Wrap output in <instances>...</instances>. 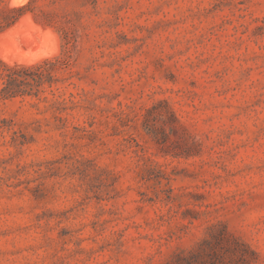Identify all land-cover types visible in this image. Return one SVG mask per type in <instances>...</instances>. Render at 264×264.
I'll use <instances>...</instances> for the list:
<instances>
[{
	"label": "rangeland",
	"instance_id": "1",
	"mask_svg": "<svg viewBox=\"0 0 264 264\" xmlns=\"http://www.w3.org/2000/svg\"><path fill=\"white\" fill-rule=\"evenodd\" d=\"M23 6L0 62L74 60L0 99V264H245L210 259L223 229L264 264V0H0V26ZM26 22L53 38L9 47Z\"/></svg>",
	"mask_w": 264,
	"mask_h": 264
},
{
	"label": "trees",
	"instance_id": "2",
	"mask_svg": "<svg viewBox=\"0 0 264 264\" xmlns=\"http://www.w3.org/2000/svg\"><path fill=\"white\" fill-rule=\"evenodd\" d=\"M25 7L26 6L11 8L9 11L12 14L4 19V25L0 26V30L13 25L23 14ZM65 41L66 46L63 48L59 56L43 60L38 64L30 66H8L0 62V99L26 95L37 97V94L42 87H52L57 83L63 82L65 78H60L57 75L68 70L74 60L73 49L70 47L71 39L66 37ZM53 104L54 103H51L50 105L52 106ZM53 107L56 108L58 112H64L66 110L65 107ZM149 112L150 110H148L147 114ZM59 120L63 121L61 117H59ZM203 244L208 248L207 253L211 256L210 259H213L214 257L215 259H218L220 257L218 256L219 250L225 251V253L236 257L239 261L245 264L250 262L248 252L253 256H257V254L248 246L240 243L238 239L224 229L221 231L220 235H214L212 241L205 240ZM239 246L243 247L245 251L238 249L237 247ZM196 254H190L188 256L189 258H185V263L179 264H193V261H191L190 258L201 256L200 253L199 255ZM217 256L218 258H216Z\"/></svg>",
	"mask_w": 264,
	"mask_h": 264
},
{
	"label": "bare ground",
	"instance_id": "3",
	"mask_svg": "<svg viewBox=\"0 0 264 264\" xmlns=\"http://www.w3.org/2000/svg\"><path fill=\"white\" fill-rule=\"evenodd\" d=\"M23 23H24V20H23ZM21 26H23V25H21ZM21 26H19V27H21ZM26 28H24V30L26 29V32H25V34H21V33H19V31H21V30H18V28L16 29V30H14V28H13V30H10V31H8L7 33H5L4 34V37H8L9 39H10V42H9V47H15V49L18 51V49H17V47L16 46H19V44L17 43L18 42V40H28V38L27 37H30L29 39H31V41H32V36L34 35H39V36H41V37H44V38H49V39H52L53 38V34L51 33V32H45V31H40L39 29H37L36 27H34V24L32 25L31 23H27L26 22ZM18 30V31H17ZM22 32V31H21ZM24 33V32H23ZM20 34V35H19ZM27 38V39H26ZM23 42V41H22ZM29 42V41H28ZM34 42V41H33ZM6 43H7V41H6ZM21 43V42H20ZM25 44V43H24ZM21 45V44H20ZM37 45V44H36ZM26 46V45H25ZM1 47V46H0ZM6 47H8V44H6ZM22 48V47H21ZM20 48V49H21ZM8 49H10V48H8ZM14 49V50H15ZM13 50V51H14ZM8 51H10V50H7V52ZM6 53V52H5ZM9 54V53H8ZM7 54V55H8ZM11 54V53H10ZM2 55H4V54H2ZM47 55V54H46ZM9 56V55H8ZM48 56V55H47ZM3 57H5V55L3 56ZM10 57V56H9ZM6 58V57H5ZM20 58H22V57H20ZM26 60H27V58H25ZM35 59H36V57H35ZM35 59H30L31 61H34ZM6 61H7V59H5ZM20 60H22V59H20ZM9 62H10V59H9ZM23 62V61H22ZM25 62V61H24ZM31 63V62H30Z\"/></svg>",
	"mask_w": 264,
	"mask_h": 264
}]
</instances>
